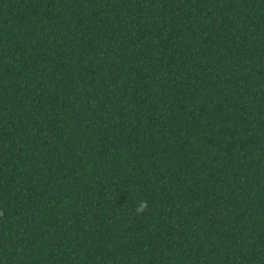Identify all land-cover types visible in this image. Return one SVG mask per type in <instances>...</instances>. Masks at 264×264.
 <instances>
[{"label": "trees", "instance_id": "trees-1", "mask_svg": "<svg viewBox=\"0 0 264 264\" xmlns=\"http://www.w3.org/2000/svg\"><path fill=\"white\" fill-rule=\"evenodd\" d=\"M0 264H264V0H0Z\"/></svg>", "mask_w": 264, "mask_h": 264}]
</instances>
